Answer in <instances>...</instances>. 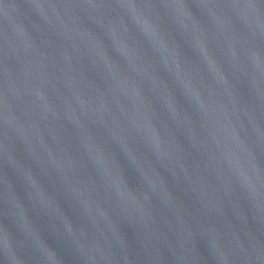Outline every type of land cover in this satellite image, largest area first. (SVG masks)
Returning <instances> with one entry per match:
<instances>
[{
  "label": "water",
  "instance_id": "1",
  "mask_svg": "<svg viewBox=\"0 0 264 264\" xmlns=\"http://www.w3.org/2000/svg\"><path fill=\"white\" fill-rule=\"evenodd\" d=\"M0 264H264V0H0Z\"/></svg>",
  "mask_w": 264,
  "mask_h": 264
}]
</instances>
